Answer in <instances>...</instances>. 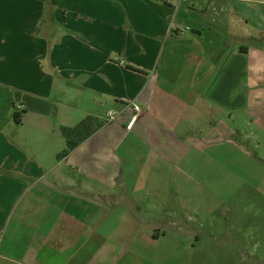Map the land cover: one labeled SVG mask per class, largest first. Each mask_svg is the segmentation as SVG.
<instances>
[{
  "label": "crops",
  "instance_id": "obj_1",
  "mask_svg": "<svg viewBox=\"0 0 264 264\" xmlns=\"http://www.w3.org/2000/svg\"><path fill=\"white\" fill-rule=\"evenodd\" d=\"M258 131L264 0H0V264H201L233 198L173 185Z\"/></svg>",
  "mask_w": 264,
  "mask_h": 264
},
{
  "label": "rangeland",
  "instance_id": "obj_2",
  "mask_svg": "<svg viewBox=\"0 0 264 264\" xmlns=\"http://www.w3.org/2000/svg\"><path fill=\"white\" fill-rule=\"evenodd\" d=\"M223 139L218 134L201 135L199 168L190 169L199 173V189L191 182L173 187L183 195L199 192L200 196L233 198L217 211L225 210L220 214L224 223L217 235L208 225L201 226V264H264V132L240 138L249 154ZM230 227L232 232H228ZM214 236L218 241L243 242L246 248L243 252L238 245L237 249L219 246Z\"/></svg>",
  "mask_w": 264,
  "mask_h": 264
},
{
  "label": "trees",
  "instance_id": "obj_3",
  "mask_svg": "<svg viewBox=\"0 0 264 264\" xmlns=\"http://www.w3.org/2000/svg\"><path fill=\"white\" fill-rule=\"evenodd\" d=\"M16 119L17 121H20V117H19V113H17V116H16ZM90 124L91 122L88 120V119H85L84 121H82L77 127H75V131L77 130L78 133H88L90 132L91 130V127H90ZM71 130H66L65 129V134H69ZM83 137H81L82 139ZM75 146V143H71V142H68V146H67V149L61 154V155H64L66 152H68V150H70L72 147Z\"/></svg>",
  "mask_w": 264,
  "mask_h": 264
},
{
  "label": "built area",
  "instance_id": "obj_4",
  "mask_svg": "<svg viewBox=\"0 0 264 264\" xmlns=\"http://www.w3.org/2000/svg\"><path fill=\"white\" fill-rule=\"evenodd\" d=\"M136 109L139 110V107L136 105ZM109 117L112 119L114 117V114L112 111L109 112Z\"/></svg>",
  "mask_w": 264,
  "mask_h": 264
}]
</instances>
